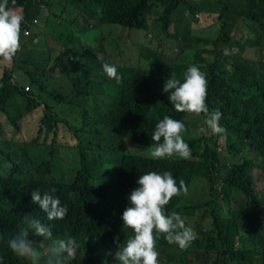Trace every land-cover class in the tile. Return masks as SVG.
<instances>
[{
	"label": "trees",
	"instance_id": "1",
	"mask_svg": "<svg viewBox=\"0 0 264 264\" xmlns=\"http://www.w3.org/2000/svg\"><path fill=\"white\" fill-rule=\"evenodd\" d=\"M22 5L28 23L21 28L20 49L12 66L0 58V264H31L8 245L25 215L50 225L54 237L77 241L66 264H119L109 252L118 249L117 235L122 243L132 234L123 229L121 215L128 194L147 171H170L178 185L185 181L187 195L174 196L165 211L178 212L196 232L186 250L156 245L159 257L170 259L158 264H221L234 248L264 264V188L255 189L251 173L264 174V64L257 58L264 46V0H16L14 6L9 0L15 10ZM41 24L47 28L46 41L35 46ZM159 26L178 42L175 55L159 52L164 46L154 50L121 39L134 35L129 28H151L157 34ZM214 29L217 35L210 34ZM137 60L148 66H137ZM52 61L51 72L57 67L72 83L66 95L49 91L48 83H56V75L48 73ZM105 62L115 64L119 82L106 75ZM189 65L205 73L206 103L210 111L222 112L226 133L212 134L203 113L197 115L196 128L188 125L185 117L196 114L177 112L163 91L166 79L174 73L182 81ZM107 83L115 84V101L100 94ZM94 89L98 94L92 95ZM57 97L58 104H46L39 127L48 137L22 129L20 119L33 107ZM165 115L185 123L189 158L153 159L111 141L113 131L107 127L112 125L133 145L150 148L156 123ZM60 122L74 133L75 145L59 146V136L50 134ZM201 127V134L192 132ZM53 187L68 213L49 221L32 203L31 192ZM88 188L85 200L73 205ZM29 240L35 247L50 243L31 232ZM43 256L40 264L45 251Z\"/></svg>",
	"mask_w": 264,
	"mask_h": 264
},
{
	"label": "clouds",
	"instance_id": "2",
	"mask_svg": "<svg viewBox=\"0 0 264 264\" xmlns=\"http://www.w3.org/2000/svg\"><path fill=\"white\" fill-rule=\"evenodd\" d=\"M11 4L14 6L16 0H11ZM22 22V15L14 7L9 6V0H0V58L5 61L11 60L20 49ZM223 54L228 56L231 53L225 47ZM102 67L110 79L119 82L120 77L115 64L105 62ZM227 67L230 70V66ZM24 89L31 90L27 84ZM163 91L168 93L169 100L177 112L196 115L203 113L205 123L212 134L226 133V129L220 124L222 112L218 109L210 111L208 108L206 103L207 79L205 73L198 66L189 65L183 73L182 81L174 73L171 74L166 79ZM108 96L111 101L116 100L115 93L108 94ZM55 99L47 100L37 107L45 106L44 116L46 104L50 106L58 104V97ZM107 130L115 132L119 138L127 141L117 142L122 149L133 146L132 141L120 137L112 125L107 127ZM184 131L185 123L183 121L165 115L156 123L151 135L153 143L150 146V157L153 159L173 156L189 158L191 151L182 135ZM256 175L259 180L262 178L264 181L262 171H257ZM137 184L138 187L133 188L128 194L129 205L121 215L123 229H131L132 234L126 235L122 243L118 235L114 238V242L118 245L115 259L119 261V264H158L159 252L156 245L169 243L177 245L181 250H186L196 239L193 228L186 224L178 212L169 214L165 211V206L170 203L171 199L181 195L182 192L187 195L188 188L184 180H180L178 185L170 171L162 173L147 171L139 176ZM56 192L57 189L54 187L43 193L38 189L31 192L32 203L39 205L49 221L64 219L68 213L67 205H62L60 198L55 195ZM88 193L89 188L83 196L73 199L71 203L79 206ZM73 196V193H69L70 198ZM263 207L264 202L261 203L260 214ZM30 232L37 237H42L43 240L50 241L45 249L44 264H66L67 260L74 257L77 247L75 239L70 237L55 238L50 225L34 216L25 215L20 221L16 236L8 241V245L17 256L29 258L31 264H40L41 255L36 251L34 243L29 240ZM39 246L43 247L42 241ZM234 250L228 258L223 257L221 264H262L259 259L245 258L237 248Z\"/></svg>",
	"mask_w": 264,
	"mask_h": 264
},
{
	"label": "rangeland",
	"instance_id": "3",
	"mask_svg": "<svg viewBox=\"0 0 264 264\" xmlns=\"http://www.w3.org/2000/svg\"><path fill=\"white\" fill-rule=\"evenodd\" d=\"M44 19H45V17L42 16V20H44ZM248 23H249V20L247 19V21H244L243 24H242L241 31H242V33L244 35H246L248 30H249V24ZM36 27H35V29H36ZM38 29H40V32H37V37H38L39 42L35 46L44 45L45 41H46L45 33L47 31V28L45 27V25L41 24L40 26H38ZM159 29H160V26L158 27V29H157L158 33L156 34L155 32L151 31V28H148L145 31L144 30H139V29H136V28H129V30H131V32H133L134 35L132 37L122 36L121 39L123 41L129 42L131 44L133 43V40H136V41H138V43L142 47L152 48L154 50L156 48H158L157 45L158 46H164L166 49L161 47V48L158 49V51L162 52V53L165 52V54H167L169 56L175 55L176 52H177L176 49H177L178 42L175 39H173V38H168ZM210 34L217 35L218 34V29H214L213 31H210ZM20 38H21V34H20ZM166 39H167V41H165ZM24 42L27 43V45L29 44L30 49L32 47H34V45L28 43V39H24ZM175 44H176V46L173 49V45H175ZM133 50H136V46L134 47V44H133ZM44 52H46L48 54V48H47L46 45H45V51ZM132 54L136 55L135 52H132ZM180 54L181 53H179V55ZM210 58H213V57L210 56ZM257 58L261 61V64H264V46H262L261 51L257 55ZM3 62L6 63L9 66H12L13 58L11 60H8V61L3 60ZM257 62H258V60H257ZM135 64L137 66H142V67L148 66V62L146 60H137ZM53 65H54L53 61L48 65V69H49L48 73L49 74H53V76L56 75V83H54V84L48 83L49 91L50 92H54L56 90L57 91L59 90V91H61L62 93H64L66 95L69 91H71L72 83L69 80V78L63 77L60 74V71H59V69L57 67H55V69L51 72L50 68ZM48 80L54 81V77L48 78ZM48 80H47V82H48ZM30 89H32V86H30ZM100 89H101L100 94H102L103 96H107L108 94L112 95L115 92V84L114 83H107L106 85L100 87ZM96 94H98V92H97L96 89H94L93 92H92V95H96ZM47 100L50 101L51 99L48 98ZM20 103H21L22 106L26 105V103H24L22 101H20ZM42 104H44V102H42ZM44 108H45L44 105L40 106L39 108H37V106L33 107L34 111H32L31 113H29L28 115H26L25 117H23L20 120V124L22 126V129L25 130L28 133H31V134H34V135H40V137L47 136L44 132H42V133L39 132V127L41 126V119L44 116ZM55 113H59V111L56 110ZM185 118H186V121H187L188 125L191 124V126H194V128H196L197 121H198V116L197 115H190V116H187ZM202 130H203V128L201 127V128L196 129V130H194L192 132L196 133V134H201ZM50 134L53 135V136L54 135H58L59 136V146L75 145L77 143V139L75 138L74 133L71 132L67 128L65 123L60 122L58 124V126L56 127V133L52 132ZM90 137H91L90 134H85L84 135L85 140L90 139ZM111 141L127 142V141H123L121 138H119L115 132L112 133ZM132 147L139 154H148L149 155L150 148H144V147H142L140 145H133ZM251 173H253L255 189L259 190V191L262 190L264 188V184H263L264 181L262 180V178H260V180H259V178L257 177V175H256L254 170H252ZM259 174L261 175L262 173L260 172ZM233 205H235L234 202H233ZM262 214H264V207H263V210L261 212V215ZM195 234H196V232H195ZM55 238H61V237H55ZM164 240L167 241L165 238H164ZM90 242L92 244H95L96 240H90ZM169 245L173 246V244H169ZM45 249H46V246L44 244H43V247H40L39 245H36V251L38 253H40V255L42 257H44L43 255H44ZM260 249H262V247H260ZM116 251H117V249H115V251L109 252V253H111V255L115 256V252ZM216 256H217V252L215 253L214 257H216ZM158 260L160 262H162V263H167L170 259H168L166 257H158Z\"/></svg>",
	"mask_w": 264,
	"mask_h": 264
},
{
	"label": "built area",
	"instance_id": "4",
	"mask_svg": "<svg viewBox=\"0 0 264 264\" xmlns=\"http://www.w3.org/2000/svg\"><path fill=\"white\" fill-rule=\"evenodd\" d=\"M20 15H22L23 17V22H22V26H24L25 24L28 23V19L25 15V12H24V7L23 6H20V9L19 10H16ZM25 34L28 35L29 34V30L28 29H25Z\"/></svg>",
	"mask_w": 264,
	"mask_h": 264
}]
</instances>
